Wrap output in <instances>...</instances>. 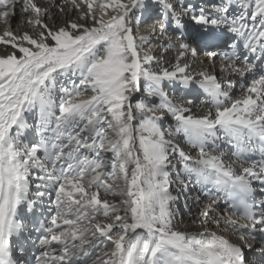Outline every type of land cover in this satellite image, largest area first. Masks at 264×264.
<instances>
[{"label":"snow or ice","instance_id":"snow-or-ice-1","mask_svg":"<svg viewBox=\"0 0 264 264\" xmlns=\"http://www.w3.org/2000/svg\"><path fill=\"white\" fill-rule=\"evenodd\" d=\"M66 2L78 19L57 27L52 9H65L55 0L47 6L0 0L6 52L0 55V264H18L13 238L24 230L21 217L38 204L53 214L36 227L41 252L35 264H248L245 252L257 241L256 250L264 253V200L253 196V181L264 191V69L240 99L226 103L231 97L222 85L231 88L232 77L257 65L229 42L231 51L206 45L211 69L197 70L188 62L197 49L186 41L181 22L188 16L204 31L233 34L264 65V0H221L211 13L173 0ZM154 7L161 23L141 32ZM18 14L31 31L13 30ZM173 22L176 43L162 52L174 50L176 62L172 70L154 71L157 57L146 46L161 37L172 41ZM165 82L198 85L214 102V113L193 115V101L173 102ZM138 92L158 99L133 102ZM34 111L40 139L30 144L25 115ZM165 116L176 122L174 129L162 127ZM218 130L234 142L232 163L206 147L220 138ZM177 136L197 151L196 158L174 143ZM174 154L185 177L216 193H205L209 202L198 213L203 231L196 234L174 224ZM187 187L177 172L176 191ZM221 203L235 211L223 215ZM235 215L244 223L230 218ZM229 229L235 241L224 235ZM101 247L105 251L97 255Z\"/></svg>","mask_w":264,"mask_h":264},{"label":"bare ground","instance_id":"bare-ground-1","mask_svg":"<svg viewBox=\"0 0 264 264\" xmlns=\"http://www.w3.org/2000/svg\"><path fill=\"white\" fill-rule=\"evenodd\" d=\"M38 2L43 5L47 6L48 0H38ZM80 2V0H78ZM55 3L58 4L60 7L64 8V12H60L58 8H53L52 11L54 13L53 15V21L55 22V25L57 27L64 25L68 21L77 20L79 16V12L76 9H73L71 7L70 2H66V0H55ZM174 5L176 6H183V5H192L194 9L199 12L201 8H203L206 12L211 13L212 12V5H218L221 3V0H173ZM83 8V5H81ZM239 9H235L233 14H238ZM53 21H49V26H52ZM148 21V23H145ZM181 22L185 25V39L193 48L197 49V57L188 58V62L193 65L194 68L197 70L200 69H211V64L206 56L205 53V46L209 47H215L217 51H220V48L222 43L226 41L225 38L222 37H215L220 34L226 35L225 32H219L218 30H212L209 29L208 31H204L202 29V26L196 25L192 20L189 19L188 16H183L181 18ZM83 23V21H81ZM161 23V17L159 14V11L157 8H153L151 11V14L147 15L145 19L142 21L141 24V32L147 31L152 26H159ZM12 28L17 33L20 34L25 30L31 31V26L28 25L24 18L20 16L19 14L15 16L12 19ZM189 29V30H188ZM2 27H0V31H2ZM168 31L173 35H175L174 40L171 42H167L166 39L163 37L159 39H153L150 41V44L146 46V50L151 55H155L157 57V60L153 63L152 67L154 71H159L160 69L167 68L169 70H172L175 62L177 53L174 50H170L169 52H162V46L167 45L168 43L175 44L176 43V37L178 36V33L174 31V22L173 26L169 27ZM176 33V34H175ZM203 36H209L211 37V42H208L206 45L201 44L199 40L203 39ZM214 38V39H212ZM207 39V38H206ZM231 41L227 40V43ZM229 48V47H227ZM202 50V53H200ZM8 51H11L9 48ZM4 53V46L0 45V55H5ZM219 63V58H217V64ZM259 73L254 71L252 73L246 74L244 77L240 76H234L232 77V87L229 88L227 83H224L222 86L225 90L229 91L231 100L226 101V103L233 102L237 99H240L246 92L247 86L251 83L252 78H258ZM143 83V82H142ZM168 91V96L170 99L173 100V102L176 103H185L187 100L191 99L193 101L192 107V114L197 116L206 115L209 110L213 111L215 110V104L212 101V99L208 96L207 93H205L202 89L198 87V85H193L190 88H185L181 85H169L167 82H165L164 90L165 92ZM176 91V93H174ZM177 94V95H175ZM136 98V100H134ZM139 99H148L140 93H135L132 96V101L136 102ZM158 98L155 97H149L148 100L156 101ZM25 118L27 120V123L29 127L24 132V137L26 139V142L30 144H35L39 141L40 135L36 132V125L38 123V113L37 112H30L26 113ZM176 122L171 118V116H165L164 120L162 121V127L167 131L168 129H174ZM44 135H51V133H45ZM217 135L220 137L219 139L213 141L209 140L208 144L206 145L207 149L212 152L214 155H221L224 159L225 163H232L235 160L233 151L235 149L234 142L230 140L229 137H227L222 130L217 131ZM174 143H177L180 145L181 148L184 149L185 152H187L189 155H191L193 158H196L198 153L195 149H192L188 146V143L186 139L183 136H177L173 138ZM109 158H111V153L108 154ZM172 162L174 163V167L176 171H173L171 174V179L173 181L172 183V191L173 195L177 196V200L175 201L174 205V224L176 227H178L180 230L188 232L190 234H196L200 231H203L199 226V220H198V213L202 206L209 202V196L205 195L206 192H210L211 194L215 195V190L212 189L210 185L201 186L196 183L195 177H192L191 179H188L190 181L196 191L193 189L191 191L189 190H183V191H176V174L177 172L181 173V178H185L183 174V165L180 161V157L178 154H174L172 157ZM238 167V165H234ZM257 184H259L257 181H253V188L255 189L254 194L259 196L262 200H264V193L260 192V189L257 188ZM191 187H193L191 185ZM189 188V187H188ZM190 189V188H189ZM197 197L199 198V201H197ZM110 199H119L118 197H110ZM184 202V205L181 204V202ZM43 205V204H38ZM220 210L223 212V215L229 216L227 212V208L221 203L219 205ZM25 215V214H24ZM23 217V216H22ZM233 219V218H231ZM223 227V225H222ZM208 228L210 231H218L214 225L209 224ZM243 231V230H242ZM224 235L229 236L234 241L237 239V234L234 233L232 229H229L228 231L224 232ZM260 246L253 243L252 249H250L249 258L247 259L248 264H261L264 261V253H261L257 251L256 249ZM105 249L103 247L96 249V254H101ZM247 251V250H246ZM37 257L40 255L41 248L37 251ZM246 253V252H245ZM246 255V254H245ZM257 255L259 257L257 258ZM21 261V264L24 262V258H19ZM81 264H83V261H81Z\"/></svg>","mask_w":264,"mask_h":264},{"label":"rangeland","instance_id":"rangeland-1","mask_svg":"<svg viewBox=\"0 0 264 264\" xmlns=\"http://www.w3.org/2000/svg\"><path fill=\"white\" fill-rule=\"evenodd\" d=\"M22 18H23V17H22ZM145 23H148V21H146ZM188 30H189V29H188ZM175 34H176V33H175ZM173 37H175L174 34H173ZM173 40H174V39H173ZM173 40H172V41H173ZM166 41H167V42H171V41H168V40H166ZM201 52H202V50H201ZM4 53H6V52L4 51ZM168 91H169V89L166 91L167 94H168ZM139 93H140V95H142L143 98H144L145 94H144L143 92H139ZM174 93H176V91H175ZM175 95H177V94H175ZM145 97H146V96H145ZM146 98L149 99V97H146ZM134 100H136V98H134ZM173 171H176V170H175V167H174V163L172 162V165H171V174H172ZM184 179H185V181H186L188 187L190 188V189H189V188L187 187L186 189H184V191H185V190H189V191H191V190H193V189H194L195 191L197 190V189H195L194 185H193L190 181H188V178H187V177H185ZM191 185H192L193 187H191ZM181 204L184 205V202L182 201ZM248 251H249V250H247L246 253H245V254H246V259L249 258V253H250V251H249V253H248ZM250 254H251V253H250ZM258 257H259V255H257V258H258Z\"/></svg>","mask_w":264,"mask_h":264}]
</instances>
